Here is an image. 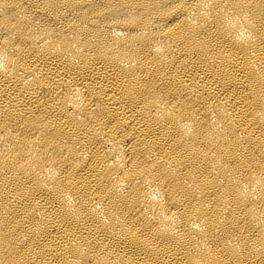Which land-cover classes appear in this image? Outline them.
Wrapping results in <instances>:
<instances>
[{"label":"bare ground","instance_id":"bare-ground-1","mask_svg":"<svg viewBox=\"0 0 264 264\" xmlns=\"http://www.w3.org/2000/svg\"><path fill=\"white\" fill-rule=\"evenodd\" d=\"M0 264H264V0H0Z\"/></svg>","mask_w":264,"mask_h":264}]
</instances>
